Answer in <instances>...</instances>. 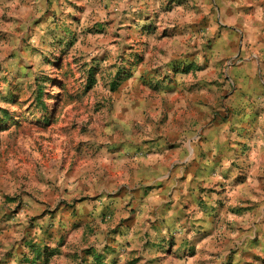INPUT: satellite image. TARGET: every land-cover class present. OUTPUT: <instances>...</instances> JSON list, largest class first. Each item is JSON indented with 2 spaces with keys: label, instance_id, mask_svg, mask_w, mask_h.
Wrapping results in <instances>:
<instances>
[{
  "label": "rangeland",
  "instance_id": "374dc122",
  "mask_svg": "<svg viewBox=\"0 0 264 264\" xmlns=\"http://www.w3.org/2000/svg\"><path fill=\"white\" fill-rule=\"evenodd\" d=\"M221 4L67 13L0 0V264H89L91 233L122 212L106 202L140 197L142 159L193 131L194 104L223 101L214 87L242 64L218 39L238 32Z\"/></svg>",
  "mask_w": 264,
  "mask_h": 264
},
{
  "label": "crops",
  "instance_id": "0c3cea01",
  "mask_svg": "<svg viewBox=\"0 0 264 264\" xmlns=\"http://www.w3.org/2000/svg\"><path fill=\"white\" fill-rule=\"evenodd\" d=\"M160 1L27 0L40 11L113 4L128 14ZM218 14L225 29L238 31L223 28L218 39L242 56L226 84L214 87L223 101L195 103L193 131L142 159L140 197L106 202L122 212L91 233L83 250L89 264V249L106 264H264V0H222ZM212 108L220 113L209 119Z\"/></svg>",
  "mask_w": 264,
  "mask_h": 264
},
{
  "label": "trees",
  "instance_id": "16d2710c",
  "mask_svg": "<svg viewBox=\"0 0 264 264\" xmlns=\"http://www.w3.org/2000/svg\"><path fill=\"white\" fill-rule=\"evenodd\" d=\"M34 251L33 252H35L34 254L37 256V255H39L40 254V249L38 248L37 250L36 249H33ZM88 253H90L92 256H93V258H94V261H95V264H106L105 262H104V259H105V256L103 255V254H101V253H98V252H96V251H94V250H91V249H89L88 251H87ZM42 253L45 255L46 253H47V248H45L44 250H42ZM49 254V253H48ZM50 254H53V253H50ZM41 255V254H40ZM47 255V254H46Z\"/></svg>",
  "mask_w": 264,
  "mask_h": 264
}]
</instances>
